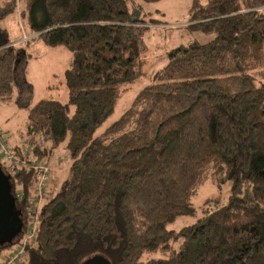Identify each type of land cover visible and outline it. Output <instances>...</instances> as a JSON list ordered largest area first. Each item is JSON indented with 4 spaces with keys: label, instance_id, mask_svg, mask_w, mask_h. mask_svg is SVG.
Here are the masks:
<instances>
[{
    "label": "trees",
    "instance_id": "obj_1",
    "mask_svg": "<svg viewBox=\"0 0 264 264\" xmlns=\"http://www.w3.org/2000/svg\"><path fill=\"white\" fill-rule=\"evenodd\" d=\"M190 2L189 27L213 41L171 50L99 132L141 76L130 0H0V22L18 10L35 39L72 54L68 101H41L20 144L5 137L21 160L28 146L27 162L50 163L62 148L71 161L19 264H264V0ZM18 61L15 46L0 43V104L14 99ZM9 165L0 157L24 218L20 245L39 174ZM217 176L231 183L227 204L207 200L195 223L171 231ZM13 245H0V262Z\"/></svg>",
    "mask_w": 264,
    "mask_h": 264
},
{
    "label": "rangeland",
    "instance_id": "obj_2",
    "mask_svg": "<svg viewBox=\"0 0 264 264\" xmlns=\"http://www.w3.org/2000/svg\"><path fill=\"white\" fill-rule=\"evenodd\" d=\"M251 1L255 4L262 2ZM130 3L136 10L135 18L139 20V25L129 31L128 37L141 76L124 94L115 113L103 124L99 132L117 121L130 107L139 91L152 83V76L167 64L171 50L192 44L205 45L214 39L213 36L189 27L190 0H162L155 3L130 0ZM21 9H24L23 5ZM18 12L17 10L0 22V43L15 46L19 55L14 99L11 103L0 104V132L5 133L7 141L12 144L21 143L26 134L29 117L41 101H68L64 80L65 72L72 64L70 51L61 46L48 47L42 40L35 39V36L31 35L27 19L21 17ZM28 40L31 41L28 43ZM50 164L53 173L49 186L57 191L69 175L71 161L67 151L62 148L55 153V161H50ZM230 189L231 183L222 181V176L209 180L192 200L195 213L178 218L169 229L179 231L195 223L201 216L207 200L211 201L213 209L226 205ZM248 196H251V193L247 189L244 197ZM18 246L13 245L3 250L1 258L4 259L15 252Z\"/></svg>",
    "mask_w": 264,
    "mask_h": 264
},
{
    "label": "built area",
    "instance_id": "obj_3",
    "mask_svg": "<svg viewBox=\"0 0 264 264\" xmlns=\"http://www.w3.org/2000/svg\"><path fill=\"white\" fill-rule=\"evenodd\" d=\"M32 153V148L27 147L24 151V159L16 157L12 152L11 148L6 142L5 134L0 132V157L6 162H9V171L13 172L20 168L26 167L39 174L38 180L34 186L33 194L30 198V212L28 216V224L26 232L23 236L21 244L18 249L10 254L8 258L4 259L0 264H19L21 260L27 255V248L30 244L34 243L35 234L37 229V222L39 213L41 212L42 206L47 196V190L49 188L50 176L52 166L46 162H27L25 159L29 158ZM52 159L55 161V154L52 155Z\"/></svg>",
    "mask_w": 264,
    "mask_h": 264
},
{
    "label": "water",
    "instance_id": "obj_4",
    "mask_svg": "<svg viewBox=\"0 0 264 264\" xmlns=\"http://www.w3.org/2000/svg\"><path fill=\"white\" fill-rule=\"evenodd\" d=\"M12 177L0 167V245H13L24 229L23 215L16 208Z\"/></svg>",
    "mask_w": 264,
    "mask_h": 264
}]
</instances>
